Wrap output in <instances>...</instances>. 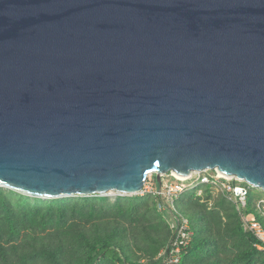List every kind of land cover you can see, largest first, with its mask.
<instances>
[{
	"label": "water",
	"instance_id": "1",
	"mask_svg": "<svg viewBox=\"0 0 264 264\" xmlns=\"http://www.w3.org/2000/svg\"><path fill=\"white\" fill-rule=\"evenodd\" d=\"M205 170L264 192V0H0V187Z\"/></svg>",
	"mask_w": 264,
	"mask_h": 264
},
{
	"label": "trees",
	"instance_id": "2",
	"mask_svg": "<svg viewBox=\"0 0 264 264\" xmlns=\"http://www.w3.org/2000/svg\"><path fill=\"white\" fill-rule=\"evenodd\" d=\"M147 184L164 185L156 177ZM255 191L244 214L263 222ZM162 205L153 193L44 199L0 187V264H165L172 231ZM175 205L193 231L183 264H264V249L225 194L203 185Z\"/></svg>",
	"mask_w": 264,
	"mask_h": 264
},
{
	"label": "built area",
	"instance_id": "3",
	"mask_svg": "<svg viewBox=\"0 0 264 264\" xmlns=\"http://www.w3.org/2000/svg\"><path fill=\"white\" fill-rule=\"evenodd\" d=\"M167 176L173 177L174 182L163 185L160 190H155L152 185L146 182L141 193V195L153 193L165 197L167 206L162 205L160 211L169 212L168 223L172 231L169 245L160 253V257L165 260V264H183L184 251L193 238L190 221L177 209L175 200L184 192L203 185L210 186L215 193H223L227 196L228 200L236 206L237 211L240 213L245 230L253 234L258 240L256 247L259 250L264 249V199L256 203V209L262 216L263 222L255 216H246L244 214L247 209L250 185L247 184L248 186H245L243 185L244 182L235 178L228 179V177L221 176L219 172L210 170L194 173L185 179H180L175 174ZM190 180H194L192 188L186 185V182Z\"/></svg>",
	"mask_w": 264,
	"mask_h": 264
},
{
	"label": "rangeland",
	"instance_id": "4",
	"mask_svg": "<svg viewBox=\"0 0 264 264\" xmlns=\"http://www.w3.org/2000/svg\"><path fill=\"white\" fill-rule=\"evenodd\" d=\"M149 178L151 180H154L155 179V176L152 175V176H149ZM162 179H163L164 186L166 184H169V183H173L174 182V178L173 177L166 176V177H164ZM186 185L189 186L190 188H192L194 186V180H190V181L186 182ZM255 194H256L255 203H257L261 199H264V192L255 191ZM112 197H114V196H112ZM259 215H260V213H259Z\"/></svg>",
	"mask_w": 264,
	"mask_h": 264
},
{
	"label": "bare ground",
	"instance_id": "5",
	"mask_svg": "<svg viewBox=\"0 0 264 264\" xmlns=\"http://www.w3.org/2000/svg\"><path fill=\"white\" fill-rule=\"evenodd\" d=\"M220 175L223 176L222 174H220ZM177 177H179L180 179H185L184 177H181V176H177ZM228 179H231V178H228Z\"/></svg>",
	"mask_w": 264,
	"mask_h": 264
}]
</instances>
